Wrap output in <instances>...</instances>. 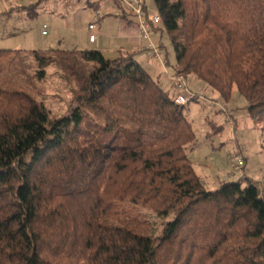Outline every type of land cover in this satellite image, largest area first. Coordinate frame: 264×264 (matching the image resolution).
I'll list each match as a JSON object with an SVG mask.
<instances>
[{
	"label": "trees",
	"instance_id": "trees-1",
	"mask_svg": "<svg viewBox=\"0 0 264 264\" xmlns=\"http://www.w3.org/2000/svg\"><path fill=\"white\" fill-rule=\"evenodd\" d=\"M154 1L176 74L227 100L236 87L264 122V0ZM47 51L29 52L76 84L62 116L28 92L26 51L0 49V264H264L263 189L207 186L174 88L137 52Z\"/></svg>",
	"mask_w": 264,
	"mask_h": 264
},
{
	"label": "rangeland",
	"instance_id": "rangeland-1",
	"mask_svg": "<svg viewBox=\"0 0 264 264\" xmlns=\"http://www.w3.org/2000/svg\"><path fill=\"white\" fill-rule=\"evenodd\" d=\"M81 1L84 3L78 5L75 0V5L68 9L60 2L56 8L53 0H0V49L26 51L23 56L33 83L28 92L44 103L54 116L68 113L75 104L73 90L76 84L69 81L55 64L40 66L29 51L39 50L49 55L47 50L51 48L84 47L89 36L84 28L95 15V8L85 3L86 0ZM98 1L96 10L100 9L103 15L113 8L119 14L123 13L116 0ZM146 1L148 11L155 13V1ZM44 24L48 26L46 35L42 34ZM164 41L168 59L174 64L175 53L167 35ZM161 56L165 57V52ZM193 78L196 80L195 75L186 78L188 88L205 93L204 99L192 100L186 108V115L196 132L195 141L187 148L195 171L210 188L218 186L222 180H236L246 174L252 180H258L264 191V122L255 124L256 120L246 114V100L236 87L227 100L199 81L194 86ZM237 156L244 158V167L237 165ZM140 211L147 216L149 224L154 223L156 233H160L163 219L148 209L141 208Z\"/></svg>",
	"mask_w": 264,
	"mask_h": 264
},
{
	"label": "crops",
	"instance_id": "crops-1",
	"mask_svg": "<svg viewBox=\"0 0 264 264\" xmlns=\"http://www.w3.org/2000/svg\"><path fill=\"white\" fill-rule=\"evenodd\" d=\"M44 1V0H43ZM57 8L58 4L64 3L68 9L75 5V0H53ZM117 2V1H116ZM84 2L78 0V5H82ZM88 5L95 8V15L92 19L89 20L88 24L85 26L86 34L88 33V40L86 38L84 47L75 48L76 50L84 49H100L104 52H107L105 55L109 57H115L121 52H137L136 57L143 65L151 72V74L156 77L164 88L173 90L171 84V77L176 71L174 69V64L168 59V63L160 61V58L153 56V52L150 48L146 47L147 41L143 39L141 35V29L138 22L129 16L123 6L119 3L118 5L122 7V14H119L113 9L110 13L103 15V12L96 7H99L98 0H86ZM148 4V3H147ZM59 8V6H58ZM157 12V9L155 13ZM91 23H95L97 37L95 40H90L91 31L88 26ZM152 41L158 44V47L161 51L164 52L165 49H161V44L166 46L165 36L166 34L162 30L154 28L152 30ZM53 44V43H52ZM162 52V53H163ZM168 52V49H167ZM161 53V55H162ZM194 79V78H193ZM198 79H194V86L198 84ZM200 82V81H199ZM196 90V89H194ZM217 187V185L215 186ZM213 187V188H215Z\"/></svg>",
	"mask_w": 264,
	"mask_h": 264
},
{
	"label": "built area",
	"instance_id": "built-area-1",
	"mask_svg": "<svg viewBox=\"0 0 264 264\" xmlns=\"http://www.w3.org/2000/svg\"><path fill=\"white\" fill-rule=\"evenodd\" d=\"M119 2L126 12L134 18L141 29V35L144 40L147 41L146 47L150 48L153 52V56L156 58H160V61L163 62L161 58V51L154 41H152V30L157 28L162 23V18L158 14V12L151 14L148 11V4L146 0H116ZM47 24H44L42 27V34H47ZM91 31L90 40H95L97 37V33L95 31L96 26L95 23H91L88 26ZM172 87L176 91L175 102L177 104L184 105L189 103L193 98L204 99L205 93L202 90L194 91L190 90L186 84V80L176 73L172 74L171 77ZM237 165L239 167H244L245 160L242 156H237Z\"/></svg>",
	"mask_w": 264,
	"mask_h": 264
}]
</instances>
